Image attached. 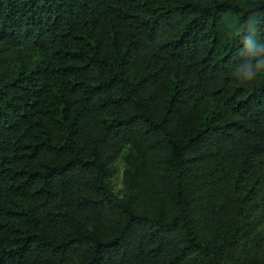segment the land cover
Here are the masks:
<instances>
[{"label": "trees", "instance_id": "1", "mask_svg": "<svg viewBox=\"0 0 264 264\" xmlns=\"http://www.w3.org/2000/svg\"><path fill=\"white\" fill-rule=\"evenodd\" d=\"M261 61L264 0H0V264H264Z\"/></svg>", "mask_w": 264, "mask_h": 264}, {"label": "rangeland", "instance_id": "2", "mask_svg": "<svg viewBox=\"0 0 264 264\" xmlns=\"http://www.w3.org/2000/svg\"><path fill=\"white\" fill-rule=\"evenodd\" d=\"M122 175H123V163L121 160L117 163V174L113 180V186L116 192H120L122 189Z\"/></svg>", "mask_w": 264, "mask_h": 264}, {"label": "clouds", "instance_id": "3", "mask_svg": "<svg viewBox=\"0 0 264 264\" xmlns=\"http://www.w3.org/2000/svg\"><path fill=\"white\" fill-rule=\"evenodd\" d=\"M257 67L260 69H264V61H261V63ZM251 71L252 69H249V73H251ZM249 73H246L245 76L249 83H252L254 82V78ZM261 75H264V72H261Z\"/></svg>", "mask_w": 264, "mask_h": 264}]
</instances>
